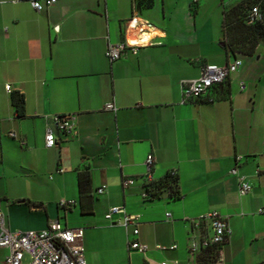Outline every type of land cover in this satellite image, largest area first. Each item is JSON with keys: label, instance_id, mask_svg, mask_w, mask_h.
<instances>
[{"label": "crops", "instance_id": "crops-1", "mask_svg": "<svg viewBox=\"0 0 264 264\" xmlns=\"http://www.w3.org/2000/svg\"><path fill=\"white\" fill-rule=\"evenodd\" d=\"M240 1L152 0L147 7L143 0H61L38 13L26 0H0L6 227L42 230L56 219L83 227L87 264H217L218 257L219 264H264V42L252 56L226 48L223 11ZM133 16L150 24L152 44L111 63L107 44L137 37L126 23ZM235 58L243 64L209 91L214 101L181 103L182 80L198 78L205 64L225 66ZM12 93L23 95L24 116ZM108 102L118 110L106 111ZM53 115H75V134L54 130L57 144L49 149L45 134ZM149 154L155 182L177 174L179 199L163 188L152 191L153 199L143 196ZM233 168L252 184L249 194H239ZM81 173L89 175L86 196ZM125 179L134 183L124 187ZM62 199L75 205L64 208ZM113 206L141 215L136 239L148 245L146 255L130 252L125 228L105 219ZM211 212L232 233L213 259L192 257L189 241L206 228L192 221ZM173 244L174 250L156 248ZM7 254L0 249V264Z\"/></svg>", "mask_w": 264, "mask_h": 264}, {"label": "built area", "instance_id": "built-area-1", "mask_svg": "<svg viewBox=\"0 0 264 264\" xmlns=\"http://www.w3.org/2000/svg\"><path fill=\"white\" fill-rule=\"evenodd\" d=\"M26 1L29 2L36 12L41 13L56 5L61 0ZM194 1L197 2L198 0ZM262 19L263 14L259 6H253L249 11L248 24L261 21ZM126 23L128 27L137 31V37L125 38L119 43H108L105 56L111 63L120 60L128 53L136 54L142 46L152 44L149 37L146 36L151 27L148 22L140 20L137 16H133L127 20ZM242 64L243 61L241 58H235L225 66L205 64L198 78L184 79L180 82L182 93L181 103L186 104L203 99L208 102L214 101V99L209 96V91L216 86L224 84L232 74L239 70ZM241 88L243 89L244 85H242ZM5 90L11 93L13 91L12 85H6ZM104 109L112 112L118 110L113 102L106 103ZM74 120L75 115H53L51 118L52 128L48 127L45 134L46 148H54L57 144L54 130L68 136L74 135ZM8 135L12 138H17V135L13 132ZM22 144H24V141ZM239 158L240 157L237 159L239 160ZM154 162V155L149 154L145 161L148 171V175L144 178V181L147 182L146 186L154 182L151 175ZM56 172L61 174L64 173L65 170L59 168ZM259 173L258 170L257 174ZM230 174L237 176L239 181V194L241 196H245L251 192L253 188L252 184L245 176L239 175L237 168H233ZM169 175L172 177L177 176L175 172H170ZM50 178H53V176L51 175ZM133 183L134 179H125L123 181V186L129 187ZM146 186L143 196L148 198V191L150 190H147ZM105 190L106 186L103 185L97 189V192L102 194ZM73 205H75V201L73 200L62 199L61 201V206L64 208H69ZM260 212H263V210L260 209ZM167 216H170V214H167ZM116 217H120V220H116ZM140 218L141 215L129 214L124 207L120 206L111 207L105 214V219L111 225H120L127 231L128 250L130 252L146 255L149 250L148 245L136 239L139 235ZM192 223L198 230L202 229L203 224L206 225L200 238L193 235L189 241L188 253L192 257L211 248H215L216 251L219 252L226 245L232 233L226 219L218 212L201 215L193 219ZM84 232L83 227H68L64 225L60 219L49 222L48 226L42 230L10 231L6 227L4 214L0 212V249H7L8 251L5 264H87L83 244ZM131 235L135 237V239H131ZM156 248L160 250H174L177 246L175 244L170 246L157 245ZM26 255L29 257L28 261H25ZM221 260L222 259L218 257L216 263L219 264ZM160 264L169 263L161 262Z\"/></svg>", "mask_w": 264, "mask_h": 264}, {"label": "trees", "instance_id": "trees-1", "mask_svg": "<svg viewBox=\"0 0 264 264\" xmlns=\"http://www.w3.org/2000/svg\"><path fill=\"white\" fill-rule=\"evenodd\" d=\"M147 7L152 5V0H143ZM140 0H136L139 3ZM262 14L263 19L252 24H248V15L252 6H247L246 1H240L237 4L225 8L223 11V29H224V43L226 48L231 53H241L244 55L252 56L256 52L257 46L264 42V0H257L256 2ZM246 7V8H245ZM245 9V12H244ZM12 104L16 108L19 116H24V97L20 93H12ZM89 175L88 173L79 174V190L82 196L88 195L89 187ZM170 189V197L179 199L181 197L178 186L177 176L172 177L169 174L159 182H152L146 186V189L150 190L148 199H153L157 195L153 194V190L156 189ZM208 253V254H207ZM215 248L207 249L203 251V255L207 254L208 257L214 258V254H217Z\"/></svg>", "mask_w": 264, "mask_h": 264}, {"label": "rangeland", "instance_id": "rangeland-1", "mask_svg": "<svg viewBox=\"0 0 264 264\" xmlns=\"http://www.w3.org/2000/svg\"><path fill=\"white\" fill-rule=\"evenodd\" d=\"M242 1H246L247 2V4H246V7L247 6H255V4H257L256 2H257V0H242ZM245 7V8H246ZM262 11L264 12V8L262 7ZM244 12H245V9H244Z\"/></svg>", "mask_w": 264, "mask_h": 264}]
</instances>
